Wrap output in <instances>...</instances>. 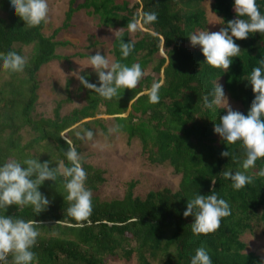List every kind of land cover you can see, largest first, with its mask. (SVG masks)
Instances as JSON below:
<instances>
[{"label": "trees", "instance_id": "obj_1", "mask_svg": "<svg viewBox=\"0 0 264 264\" xmlns=\"http://www.w3.org/2000/svg\"><path fill=\"white\" fill-rule=\"evenodd\" d=\"M202 1L136 0L129 5L128 0H82L76 4L68 0L62 26L45 35L44 22L28 27L15 14L10 0H0V11L4 13L0 15V53L13 51L22 55L21 45H32L25 69L15 73L6 70L8 78L0 84V165L26 158L49 161L50 167L68 165L65 153L69 143L80 151L82 140L75 135L78 126L79 131L94 133V125L107 133L102 118L97 117L104 114L112 118L113 127L121 126L115 132L125 133L128 142L138 139L149 163L167 164L179 174L175 190L150 189L141 197L134 195L137 181L132 179L121 198L100 199L98 189L105 181L104 171L82 159L87 173L85 186L92 192V212L82 226L66 214L70 202L65 199L63 176L58 175L55 182L45 181L38 189L50 200L43 212L37 214L31 206L15 205L8 206L5 213L0 210V215L40 222V235L31 249L37 257L33 264H107V258L129 261L132 257L136 264H190L195 249L200 247L207 251L212 264H264V259L247 250L241 239L245 231L264 225V176L258 175L264 168V158L245 171L240 142L228 145L213 130L226 114L225 109H205L202 101L215 81L222 78L226 93L242 106L238 111L247 115L254 99L247 79L264 58V34H250L244 40L233 38L241 53L232 58L227 71L209 66L200 47L189 49L186 45L191 34L207 27ZM256 3L264 15V0ZM233 4L234 0H211V11L221 17L222 27L236 18ZM81 9L96 16L99 26L120 29L122 40L134 43V50L122 59L115 35L110 53L113 61L128 66L139 63L144 76L137 87L124 89L119 99L110 100L78 83L76 94L83 103L61 114L63 103L71 100L68 80L66 96L55 102L52 116H35L40 67L53 59L87 56L56 52L57 47L70 41L56 39L55 35L69 26L73 14ZM141 11L157 12V21L140 25L142 28L132 37L127 24ZM149 67L150 72H146ZM80 75L99 86L96 73L84 70ZM156 82L162 85L160 99L152 104L148 93ZM23 127L35 133L27 141L22 140ZM227 150L231 155L221 157L220 153ZM226 170L233 174L245 172L253 182L234 190L231 180L223 176ZM213 192L228 202L231 214L221 219L215 232L194 235L193 218L183 216L187 200L195 194L206 196ZM11 260L9 255V264Z\"/></svg>", "mask_w": 264, "mask_h": 264}, {"label": "clouds", "instance_id": "obj_2", "mask_svg": "<svg viewBox=\"0 0 264 264\" xmlns=\"http://www.w3.org/2000/svg\"><path fill=\"white\" fill-rule=\"evenodd\" d=\"M15 14L28 27L39 26L46 23L49 15L48 0H10ZM233 9L236 18L227 22L219 31H200L191 34L188 38L190 44L199 46L205 63L213 68H222L227 71L232 64V58L241 53L240 46L235 40H244L250 34H264V15L259 11L256 0H234ZM158 14L155 11H141L127 24V30L134 33L140 25H149L157 21ZM116 32L119 51L122 59L134 50V43L122 40V31ZM235 38V40L233 39ZM2 67L10 72H22L27 59L16 52L0 53ZM259 66L252 69L247 79L251 86L254 99L251 102L247 115L234 111L227 103L223 86L215 83L214 87L203 95V107L213 109L214 106H223L226 114L219 118L214 125V132L228 145L240 142L245 158L242 168L246 171L255 167L256 161L264 158V58L258 61ZM91 67L98 76V84L90 83L85 76L77 75L79 83L86 89H90L104 99H119L124 89L137 87L144 76L139 63L131 66L119 61H110L101 55L99 51L87 59L84 68ZM83 68V69H84ZM83 69L81 71H83ZM161 83H153L148 95L149 102L158 103ZM121 126L110 128V132L117 131ZM81 140H93L92 130L82 129L75 133ZM221 157H229V150L222 151ZM68 165L50 167V162H38L37 158H26L21 161H10L0 165V210L5 213L10 205L31 206L37 214L43 212L50 204V200L38 189L45 181L55 182L58 175L63 176V188L67 193L65 199L70 202L66 210L67 216L82 226L92 212V192L85 186L87 173L82 167V156L76 147L69 143L65 153ZM259 176H264L262 168ZM225 179H230L232 188L240 190L253 182V177L245 172L224 171ZM231 214L229 204L224 199L218 198L216 193L209 195L195 194L187 200L184 217L191 216V232L194 235H207L215 232L220 227L222 218ZM59 222V221H57ZM36 220L15 218L13 216L0 215V262L9 264L8 256L11 255V264H33L36 254L31 250L37 243L40 235ZM190 264H212L207 251L203 248L195 249Z\"/></svg>", "mask_w": 264, "mask_h": 264}, {"label": "rangeland", "instance_id": "obj_3", "mask_svg": "<svg viewBox=\"0 0 264 264\" xmlns=\"http://www.w3.org/2000/svg\"><path fill=\"white\" fill-rule=\"evenodd\" d=\"M81 1L75 0V4ZM115 1L120 2L122 0ZM128 1L129 5H132L136 0ZM48 4L49 15L43 29L45 35H50L56 27L62 26L68 0H48ZM210 4L211 0L202 1L207 18V27L204 31H219L223 25L222 19L212 13ZM0 15L2 16L4 13L0 11ZM138 28L142 27L139 26ZM117 30L119 29L99 26L97 17L86 14L83 9L73 14L69 26L62 27L55 35L56 39L68 40L70 44L57 47L56 52L61 55H72L74 52H79L85 53L87 56H70L69 60L53 59L40 67L37 72L39 80L38 98L33 111L35 116H52L55 102L66 96L65 86L68 80H70L68 89L71 92V100L63 103L61 114L67 113L72 107L80 106L83 103L82 98L76 94L79 83L76 74L80 75L81 70L86 66L88 57L95 55L97 51L113 61L110 48ZM198 32L200 31L196 33ZM130 34L132 37L134 36V33ZM186 45L189 49L199 48V46L193 47L190 41L186 42ZM21 50V56L28 59L32 51V45H21ZM84 70L95 73L91 67L84 68ZM150 70L151 67L147 68L146 72H150ZM7 78V71L3 69L1 64L0 84ZM215 82L223 86L222 78H218ZM224 93L228 105L234 111L242 108L240 102L230 98L225 90ZM97 117L102 118L108 132L103 133L98 126L92 125L94 130L93 140H82L79 144V154L86 162L104 171L105 181L99 185L98 189L100 199L121 198L125 192L127 182L132 179L137 181L133 193L141 197L150 189L168 187L175 190L177 188L179 174L174 173L169 165L149 163L145 155L141 153L138 139L134 138L128 142L125 133L109 131L114 125L111 117L104 114H98ZM80 127L78 126V131ZM20 133L23 141L29 140L35 134L28 127H23ZM241 239L245 241L247 250L258 253L264 259V225L262 223L254 226L251 231H245L241 235ZM106 263L136 264L134 257L129 261L107 258Z\"/></svg>", "mask_w": 264, "mask_h": 264}]
</instances>
